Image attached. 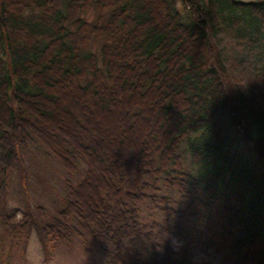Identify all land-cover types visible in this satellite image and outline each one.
I'll use <instances>...</instances> for the list:
<instances>
[{
	"label": "trees",
	"instance_id": "obj_1",
	"mask_svg": "<svg viewBox=\"0 0 264 264\" xmlns=\"http://www.w3.org/2000/svg\"><path fill=\"white\" fill-rule=\"evenodd\" d=\"M31 145L66 174L48 207ZM32 232L46 261L264 264V0H0V264Z\"/></svg>",
	"mask_w": 264,
	"mask_h": 264
},
{
	"label": "rangeland",
	"instance_id": "obj_2",
	"mask_svg": "<svg viewBox=\"0 0 264 264\" xmlns=\"http://www.w3.org/2000/svg\"><path fill=\"white\" fill-rule=\"evenodd\" d=\"M177 10L181 13L187 12V9L179 2L177 3ZM94 46L98 47L97 45ZM185 159L187 162L186 168L188 169V158ZM23 160L27 174L25 193L31 204L34 206L40 204L44 207L51 206L54 196L48 192L49 186L53 191L56 190L53 193L62 194L63 178L66 177L65 171L53 157L46 155L37 145H31L23 153ZM11 175L10 191L12 196L9 199V205L17 207L19 205L18 190L22 188L19 186L20 182L17 174L13 173ZM171 195L173 198L177 197L174 191H171ZM90 244H92L91 247H85L76 239H73L69 245L51 244L48 247V252H53V256L46 261L40 250L36 233L32 232L27 245V261L18 264H99L101 259L100 246L93 244V242Z\"/></svg>",
	"mask_w": 264,
	"mask_h": 264
},
{
	"label": "clouds",
	"instance_id": "obj_3",
	"mask_svg": "<svg viewBox=\"0 0 264 264\" xmlns=\"http://www.w3.org/2000/svg\"><path fill=\"white\" fill-rule=\"evenodd\" d=\"M251 82L253 81H250V82L246 81L244 84L239 85L237 88L246 89Z\"/></svg>",
	"mask_w": 264,
	"mask_h": 264
}]
</instances>
